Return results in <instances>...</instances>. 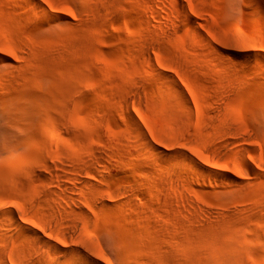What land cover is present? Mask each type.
<instances>
[{
  "label": "rangeland",
  "instance_id": "1",
  "mask_svg": "<svg viewBox=\"0 0 264 264\" xmlns=\"http://www.w3.org/2000/svg\"><path fill=\"white\" fill-rule=\"evenodd\" d=\"M51 1L61 7L60 14L67 15L76 28L73 26L62 30L57 27L58 23H49L44 16L33 22L25 11L16 6L19 3L27 8L22 0H0V45L5 47L0 49V54L7 55L4 49L10 44L24 47L27 50V53L24 51L26 57L29 54L28 58L24 56L26 60L20 58L21 53L18 57L7 55L11 61L8 64L0 63V201L4 202H1L3 207H0V225L9 220L5 209H13L20 220L25 218V221H21L42 234L44 232L39 229L40 224L49 226V230L44 233L46 237L65 248L68 244L61 243L54 235L62 231L73 232V217L79 218L81 227L70 236L68 243L79 247L81 256L71 255L59 262L57 259L62 255L52 252V256L46 257L47 260H52L54 264H94L96 259L103 264H109L110 261L116 264L112 259L114 254L119 264L122 258L127 263L146 264L147 258L158 262L159 257H156L162 255L161 252H167V257L170 252L187 256L194 245L199 246L204 232L211 234L218 228V223L231 220L241 233V243L249 247L241 264H253V261L260 264L264 261V134L261 132L264 129V57L253 61L252 65H248L245 58L232 57V43L226 36L232 22L238 21L245 29V35L249 32L255 34L263 50L264 0H259L260 6L257 7H253L249 0H169L174 12L171 19L179 22L181 29L171 26L174 39L165 41L152 36L160 31L152 12L159 11L165 16L166 6L161 4V0ZM69 7L74 12L72 16L68 15ZM183 12L188 13V21L183 18ZM219 19L225 23L224 29L218 24ZM144 44L158 47L150 51L151 55L149 53L152 61L142 54ZM157 56L163 58L164 67L157 62ZM99 58L114 60L116 68L101 76ZM150 63L152 66H149ZM148 67L157 68L159 74H148ZM167 75L173 76L187 91L184 82L188 80L199 97L205 100L204 114L211 126L203 128L198 122L195 126L198 127L199 143L216 162L207 166L213 171L231 174L240 184L221 182L216 177H206L203 181L187 165H182L178 168V175L179 179L181 177L180 194L183 198L169 186H165L167 190L161 188L164 190L153 194V190L141 184L142 180L151 182L145 178L143 171L152 172L155 169L159 173L160 169L151 168L153 166L147 161L139 158L137 161L135 158L137 168L125 169L111 182L102 183V188L97 192L112 200V207L99 206L98 211L92 213L91 223L84 220L83 224L82 212L77 206L92 212L88 203L80 201L84 196L85 199H91L94 195L93 190L89 189L91 184H99L93 175L96 171L95 150L105 147L98 139L114 136L120 144L128 136L130 125L125 115L130 108L128 110L137 116L134 91L141 87L137 85V79L147 82L140 96L144 103L141 108L143 114L152 119L155 110L159 119L164 117L160 103L156 104V98L161 94L160 85L168 84L165 79ZM97 82L99 87L92 91L84 90L86 84ZM222 86L237 89L231 92L232 103L226 107L233 117L226 115L224 120L213 112L219 99L224 96ZM78 106L85 107L91 115L87 131L74 127L70 122L71 114ZM223 124L234 127L240 135H244L245 139L235 146L237 150L233 152L218 148L215 142L225 135L220 131ZM155 126L170 140L177 138L191 141L189 136L181 133L167 135L163 128ZM170 145V149L190 153L196 158L199 156L183 144ZM241 148L256 149L255 159L248 160L260 175H250L234 167V161L239 156L236 152ZM198 159L203 161L200 156ZM35 173L41 174V177ZM130 181L133 185L129 184ZM130 185L137 186L138 195L130 193ZM118 188L126 191L130 189L127 191L128 198L122 202L114 198ZM42 190L44 194H41ZM62 191L67 194L64 195ZM67 200H71L70 210H67L70 208L69 201L65 202ZM193 202L216 211L213 220H206L201 211L194 209ZM57 206H61V210ZM17 210L23 211L22 217ZM57 211L63 215L56 214ZM121 214L127 218L124 219ZM130 230L136 231L130 233ZM16 237L15 244L22 251L26 250L29 258L33 255L32 259L38 260L39 254L36 252L43 245L41 247L36 241L32 243L28 235L18 234ZM129 237L134 238L129 240ZM83 238L97 242L107 258L83 260ZM128 242L134 244V251L141 253L136 256L139 257V263L130 257L135 253L128 248ZM31 244H36V248ZM87 248L86 253H94L95 256L94 249L91 246ZM31 251L33 254H30ZM141 255L146 258L143 259Z\"/></svg>",
  "mask_w": 264,
  "mask_h": 264
},
{
  "label": "bare ground",
  "instance_id": "2",
  "mask_svg": "<svg viewBox=\"0 0 264 264\" xmlns=\"http://www.w3.org/2000/svg\"><path fill=\"white\" fill-rule=\"evenodd\" d=\"M22 1L27 5V8L25 6H23L22 4H19V3H17L16 6L21 8L23 11H25L27 13L26 15H28L29 18H31L29 20H33V22H36L38 17L44 16L46 18V20L49 21V23H52V22L58 23L57 27H59L62 30H65L66 28H71L73 26L76 28V26H75L76 24L74 25L71 21H69V18L67 15H65L63 13L60 14L61 12H59V9L61 7L57 3H54L51 0H48L47 4L44 3V0H22ZM175 1H180V0H175ZM249 1H251V3L253 4V7H257V5H259V0H249ZM169 2H170L169 0H161V4L166 6V10H165V16L166 17L163 16L159 11H153L152 12L155 20L157 21V23L159 24V27H160V31L158 30L157 32L154 33L155 35H152V36H155V38H157L160 41L174 39V32L172 31L173 29L172 30L170 29L171 26L175 25L176 29H178V30L181 29L180 23L171 19V16L174 15V12L172 10V7L169 6ZM69 9L72 13H74L72 8L69 7ZM102 10H100V11H102ZM186 12H183L182 16H183V18H185L188 21V19L190 17L188 16V13H186ZM96 13H98V12H96ZM103 13L104 12H102L101 14H103ZM115 16H117V14ZM15 20H16V18H15ZM29 22H32V21H29ZM218 24L223 27L222 29L225 28L223 26V24H225V23H223L222 20L219 19ZM52 27H55V26H52ZM226 34H227L226 36H228V39H230V41L232 43V45H231L232 49L230 52L232 57L245 58V59H247L246 61L248 62V65H252L253 61L264 57V51H263L264 49L263 50L260 49V45H259L260 41L258 42V39L255 36V34L252 32H249L248 35H245V29L243 28V26L238 21L232 22V26H230V29L226 32ZM2 48H5V47L4 46L1 47V45H0V49H2ZM23 48H21V47L19 48L16 45L10 44L9 47L7 49H4V50L7 51L8 53H12V55L14 57H18L19 54L24 53V51H26L25 53H27V50H25ZM157 48L158 47L155 44L154 45L144 44L142 54L148 57L147 58L148 61H152L151 56H150L151 55L150 51L156 50ZM21 49H23V50H21ZM38 51H36V52H38ZM36 52H34V53H36ZM25 53L22 55L20 54V58L25 59V57H26ZM149 53H150V55H149ZM48 54H50V53H48ZM69 55H70V53H69ZM28 56H29V54L27 55L26 58H28ZM56 57H59V55H57ZM10 61H11V58L9 56L0 54V63L8 64ZM157 62L160 65H166L163 58H161L160 56H157ZM152 63H150L151 65H149V66H152ZM153 67H155L154 64H153ZM153 67L152 68L148 67L149 70L147 69V73L150 75H151V73H156L158 75L159 72H157V68H153ZM178 69H181V68L179 67ZM32 70H33V68H32ZM241 70H242V68H241ZM241 70H240V72H241ZM152 75H154V74H152ZM160 77H161V75H160ZM165 79L168 81V84L163 85V83L161 82L162 85H160V87H159V89H160L159 92L161 94L159 97L157 96L158 98H156L158 100V102L155 100L156 104L160 103V106L163 109L164 117H162V118L160 117V119H159L155 110L153 111L152 119H150L149 117H147L143 114L141 108L143 107L144 103L141 100L140 96L142 95V91H143L142 88H144L146 86L145 83H147V82H144L141 79L140 80L137 79L138 80L136 82L137 85L141 86L139 90L134 91L136 93V95H135L136 97H134V100H135L134 109H135V113L137 114V116H135L134 113H132V112H130V110H128L130 108L127 109L126 115H125V119L127 120V122L130 125V128L127 132L128 136H126L124 140L120 141V144L117 143V140L115 139L114 136H111L110 138L98 139L99 143H103L105 149H96L95 150V160H94L95 163H94V165H96V167L94 170H96V171H95V173H93L94 171L91 173H93V175H95V178L99 182V184H95L97 182H95L93 184L90 183L92 186L90 185L91 187L89 189L91 191L93 190L92 192L94 193L92 198L89 197L91 199H87V198L85 199V196L84 197L82 196L84 199H81L79 196H77L81 199L80 202L83 201L86 204L88 203L87 205L91 206V208H92V212H90V210L88 211V210H85L83 208L81 209L80 206H77V207H79V209L82 212L81 215L83 216V224H84V220H85V222H88V224L91 223L90 221L93 220V214L92 213H95V211H98L99 206L112 207V200H109L105 196L99 195L97 193L102 188L101 184L111 182L112 179H114L115 177H117L118 175L123 173L125 171V169H127V168L128 169L137 168V166H138L137 158L141 159V161H144V162L147 161V163H150L153 166L151 168H154V167L157 168L158 167V169H160L159 170L160 174L157 171V173L159 175L154 171L155 169L152 170V172H150L151 170L149 172H146L147 170L143 171L144 174L146 175L145 178L147 177L149 180H151L152 183L150 181L148 183L146 180H142L141 184L143 185V187L145 186L148 190H150V191L153 190L154 191V193L152 192L153 194H157L160 190H164L161 188H165V186H167V187L169 186V187H172L171 189H174V191L176 190L179 193L178 196L183 198V195L180 194V192L182 191V189H181L182 184L180 181L181 177L179 179V175H178V170H179L178 168H180L182 165H184V166L187 165L191 170L194 171L195 175H197L196 177L200 178L203 181L206 180L205 179L206 177H213V178L216 177L217 180H221V182L225 181V182H228V183L233 184V185H239L240 184L239 181L234 176H232L231 174L216 172L207 166L208 164L211 165V164H214L216 162H215V159H213L210 156L209 151L199 143V141H198L199 137H198V132H197L198 127L195 126V123H197V122L203 128H207L208 126H211L210 120H207L205 117V114H204L205 100L199 97L196 89L193 87V85L188 80H185V82H184L187 89H188V91H187V90H185V88H183V86L179 83V81H177L173 76L167 75ZM157 82H159V81H157ZM223 87H224V94H223L224 96H222L221 97L222 99L221 100L219 99L218 102L216 101L217 105L215 104L216 106H215V109L213 111L214 114L216 116H218L220 119L223 118L222 120H224V116L226 117V115H228L227 117H229V116L233 117V114L229 113L226 107L230 106L232 103L231 92L232 91L235 92L237 90V89L235 90L234 87L230 88V87L222 86V88ZM236 88H237V86H236ZM229 89H231V90H229ZM135 93H133V94H135ZM217 95H216V97H217ZM208 96H210V95H208ZM212 97H214V96H212ZM190 99H192V102H193L192 108L189 107ZM209 99H211V97H209ZM153 103H155V102L153 101ZM157 107H158V105H157ZM215 117H214V119H216ZM155 124L158 125V127L163 128L167 135L168 134L173 135L174 133H181V135L189 136L191 138V141L185 142V141H182L181 139H177V138L170 140V137L163 135L161 133V131L156 129L157 126H155ZM220 129H221L220 130L221 133H223L225 135L223 137L217 138V141H215L217 143V146L219 145L218 148L219 147H222V149L225 148L229 152H233V151L237 150V148L235 146L245 139L243 137L244 135L243 136L240 135L234 127L229 126L227 124H223V127ZM247 136H248V134H247ZM189 137L187 139H189ZM170 144L171 145L172 144H183L185 147L192 149L197 155H199L202 158L203 161L198 159L199 156L196 158L195 156L191 155L190 153H185V152H182V151L177 150V149L168 148V146ZM231 147L232 148L234 147V148L230 149ZM224 153L226 154V152H224ZM236 154H237V156L238 155L239 156L237 157V160L234 161V167L235 168L240 169L242 172L248 173L250 175L251 174L254 176L260 175L259 171L254 167V165L249 160L247 161L246 165L244 163H242V159L245 158V155L246 156L248 155V157L251 160L255 159L256 154H257L256 149H253V148L242 149L241 148L240 150H238L236 152ZM135 158L137 161L135 160ZM167 161L169 163H171V165ZM166 162L168 164H166ZM143 164H145V163H143ZM94 165L92 164L91 167H93ZM141 165H142V163H141ZM88 166L90 167V165H88ZM88 166H87V168H88ZM140 168H142V167H140ZM37 173H38V171H37ZM38 174H36V176ZM83 176H84V174H83ZM39 177H41V174ZM216 178H215V180H216ZM136 180H137V178H136ZM132 181H130L129 184H132L133 183ZM134 183H136V182H134ZM132 185H130V186H132ZM59 186H61V185H59ZM135 187H137V186H135ZM135 187L132 186V189L130 192L133 195H135L134 193L137 192L136 191L137 189H135ZM67 190H64V191L66 192ZM129 190H127V191L129 192ZM44 191H46V190H44ZM127 191L124 189L118 188V191L116 190V194H114L115 197L114 196L113 197L116 199V201L121 200V202H122L128 198V195H127L128 192ZM42 193H43V190H42L41 194ZM67 193H68V191H67ZM113 193L114 192H112V194ZM66 194L64 193V195H66ZM64 195H61V196L64 197ZM136 195H138V194L136 193ZM185 195H187V194H185ZM73 197L76 199L75 196H73ZM130 197L131 196H129V198ZM64 198H66V197H64ZM70 201L71 200H67L65 202H68V205H69ZM183 201L185 202L184 199H183ZM1 202H3V201H0V207L2 208L3 205ZM126 202H127V200H126ZM71 203H74V202H71ZM66 204L67 203H65V206H66ZM59 205H61V204L59 203ZM78 205H80V204H78ZM83 205L84 204H82V206ZM200 205H202V204H200ZM200 205L196 204V202L195 203L193 202L192 206L194 207V209L201 211L203 217H205L206 220L212 221L213 216H214L216 211L214 212L213 209H209L207 207L203 208V206H200ZM65 206L63 207L64 209H66V207H67V206L66 207ZM70 206L71 205H69L68 207H70ZM55 207L56 206L54 205V208ZM60 207L57 206V208H59V209H60ZM132 207H133V205H132ZM70 209H72V208L70 207L67 210H70ZM80 210H79V212H80ZM49 211H51V210H49ZM71 211H73V210H71ZM4 212H5L6 217L9 220L6 222L3 221L2 224L0 225L1 226L0 227V264H34V262H35V264H54V262L52 260H47V258H46L49 255L52 256V252H54L55 254H58V255H62V256H59V258L57 259V261H59V262L65 260L68 256H71V255H76V257L81 256V254L79 252L80 248L68 243L70 236L74 235V233L77 230H79V228L81 227V224H82L81 219L73 217L74 219L72 220V224L75 225V230L73 232L70 231L69 233H66V231H62V232H57L56 234L54 233L55 234L54 236H56L57 239L61 243H64L65 245L68 244L65 248H63V247L57 245L56 243L50 241L46 237V234H44L45 232H47V230H49V226L47 227L46 225L40 224V228L39 227L38 228L42 232H44L42 234L39 230L28 227L23 222V221H25L24 220L25 218L24 219L22 218L23 221H21L22 219L20 220L18 218L15 210H13V209H7L6 210L5 209ZM18 212H20L21 215L20 214L19 215L22 217L23 211H18ZM140 212H142V211H140ZM53 213H54V211H53ZM58 213H60V212L57 211L56 214H58ZM60 214H62V213H60ZM71 214H73V213L71 212ZM123 214H121L120 216H122ZM25 216H26V214H25ZM27 216H28V214H27ZM122 217L124 218V215ZM125 217L127 218L126 215H125ZM55 218H56V216H55ZM59 218H57V219L60 220ZM126 218H124V219H126ZM236 226H237V224L231 220L222 221L221 223H218V228L213 230V232H211V234L204 232V235L201 236L200 242L198 244L199 246L197 245L198 247H195L196 245H194L193 248L189 251V253H187V256L179 255L175 252H170V254L168 253L169 257H167V252L166 253L164 252L165 254H163V252H161L162 255H159V256L156 255L157 257L155 256L156 258L159 257L158 262H154L153 261L154 259L151 260V258L149 257L150 259H148V258L146 259V261H147L146 264H171V261H173L172 264L173 263L174 264H239V263L241 264L242 257L244 255V253H246V250L249 249V247L247 246V248H246L243 245L244 243H241L242 242L241 241L242 236L240 235L241 234L240 231H238V227H237V229H235ZM50 231H51V228H50ZM135 231L132 230V232H131V230H130L128 232L134 233ZM130 233H128V234L130 235ZM18 234L19 235H25V236L28 235L29 238L31 240H33L32 243H34V241H36L39 245H41V247L43 245V247L40 248L39 251L37 249L36 254H39L37 256L39 258L38 260L35 258L32 259L33 255H32V257L30 256V258H29V256H27V254L25 253L26 250L24 251V249H23V251H22V249H20L15 244L16 239H17L16 235H18ZM207 234H209V235H207ZM150 236H151V234H150ZM130 238H132V237H129V240H130ZM135 238H137V237L135 236ZM262 239H264V238H262ZM95 243L90 242L86 238H83V243H82L83 244V254H82L83 260H93L92 257H96L98 259L99 258L101 259L102 257L107 258L106 254L101 249V247L99 245H97V242H95ZM128 243H127L128 248H131L134 251V244H130V243L128 244ZM174 243L176 244V242H174ZM171 244H173V243H171ZM35 245L34 246L32 245V246L35 247ZM88 246H89V248L91 246L94 249L95 256H94V253L92 255H90L89 253H86L88 251L87 250ZM173 246H175V245H173ZM153 247H155V246H153ZM176 247H178V246H176ZM143 248H145V247H143ZM28 249H29V246H28ZM125 249H127V248H125ZM35 250H34V252H35ZM155 250H156V248H155ZM32 251H33V248H32ZM32 251L30 252V254H33ZM143 251H140V252L143 253ZM156 251H158V250H156ZM134 253H135V255L134 256L131 255L130 257L131 258L133 257V259H137V262H138L139 257H136V256L141 254V253L136 252V251H134L133 254ZM137 253H139V254H137ZM142 257H143V259L146 258V256H142ZM169 258L171 261L169 260ZM95 260L93 261L94 264H103L99 260H96V261ZM125 262L127 263V261L125 259L124 260H123V258L120 259V264H126ZM130 262H132V261H130ZM130 262H128L127 264H131ZM140 262H143V261H140ZM133 264H135V263L133 262Z\"/></svg>",
  "mask_w": 264,
  "mask_h": 264
},
{
  "label": "clouds",
  "instance_id": "3",
  "mask_svg": "<svg viewBox=\"0 0 264 264\" xmlns=\"http://www.w3.org/2000/svg\"><path fill=\"white\" fill-rule=\"evenodd\" d=\"M180 39L182 40L183 38L180 37ZM98 63L102 66V68L100 69L101 76H103L106 71H111L117 66L114 60L108 58H99ZM97 87H99L98 82L88 83L84 86V90L92 91ZM91 119V115L87 112L86 108L83 106H78L76 110L72 112L70 122L74 127L87 131ZM253 264H256V261H253ZM260 264H264V261H261Z\"/></svg>",
  "mask_w": 264,
  "mask_h": 264
},
{
  "label": "snow or ice",
  "instance_id": "4",
  "mask_svg": "<svg viewBox=\"0 0 264 264\" xmlns=\"http://www.w3.org/2000/svg\"><path fill=\"white\" fill-rule=\"evenodd\" d=\"M44 3L47 4L48 0H44ZM68 15L72 16L74 15L70 10L68 11ZM7 55H12V53H7ZM161 67H163V65H161ZM189 107L192 108L193 107V102L192 99H190V103H189ZM262 134H264V129L261 130ZM248 159H250L249 157H245L242 159V163H244L246 165ZM262 172H264V170H262ZM27 223V222H26ZM34 227H38V225H34ZM111 254V253H110ZM112 259L113 261H116V264H119V260L117 259L116 255L112 254ZM35 264V262H34ZM109 264H112V262L110 261Z\"/></svg>",
  "mask_w": 264,
  "mask_h": 264
}]
</instances>
